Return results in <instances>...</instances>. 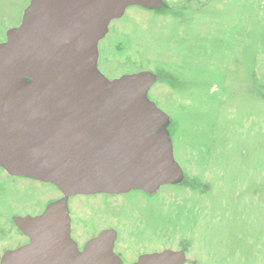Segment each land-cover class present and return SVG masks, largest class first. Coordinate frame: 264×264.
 I'll return each mask as SVG.
<instances>
[{"label":"rangeland","instance_id":"obj_1","mask_svg":"<svg viewBox=\"0 0 264 264\" xmlns=\"http://www.w3.org/2000/svg\"><path fill=\"white\" fill-rule=\"evenodd\" d=\"M29 3L0 0V43ZM98 52L108 79L156 75L148 98L169 118L183 180L150 195L70 197L72 238L80 245L114 230L122 264L135 262L141 248L181 250L185 264H264V0L132 6L110 22ZM3 174L0 255L26 243L10 204L23 197L21 213L36 216L61 197L54 185L28 178L9 186Z\"/></svg>","mask_w":264,"mask_h":264},{"label":"water","instance_id":"obj_2","mask_svg":"<svg viewBox=\"0 0 264 264\" xmlns=\"http://www.w3.org/2000/svg\"><path fill=\"white\" fill-rule=\"evenodd\" d=\"M162 0H30L21 23L0 43V168L49 183L62 197L40 215L15 216L28 242L0 264H122L116 233L105 229L82 251L70 236L72 196L153 194L176 185L169 118L149 98L148 71L110 80L98 44L129 7ZM181 250L144 254L133 264H185Z\"/></svg>","mask_w":264,"mask_h":264},{"label":"flooded vegetation","instance_id":"obj_3","mask_svg":"<svg viewBox=\"0 0 264 264\" xmlns=\"http://www.w3.org/2000/svg\"><path fill=\"white\" fill-rule=\"evenodd\" d=\"M164 3H165V6L164 7H162V8H167L168 7V3L170 2V0H162ZM143 9V8H142ZM159 9V8H158ZM147 10V9H146ZM5 41V40H4ZM3 41V42H4ZM99 57V56H98ZM98 63H99V59H98V62H97V66H98ZM99 71H101V69L99 68ZM102 72V71H101ZM142 72V71H141ZM149 72V71H148ZM152 73V72H151ZM102 74H104L105 75V73L104 72H102ZM106 76V75H105ZM156 76V75H155ZM107 77V76H106ZM119 77H121L120 75H118V76H116V77H113L112 79H110V80H113V79H116V78H119ZM156 81H157V77H156ZM156 83V82H155ZM154 83V84H155ZM153 84V85H154ZM152 85V86H153ZM151 86V87H152ZM2 171H3V177H4V180L6 181V184H9V186H11V179L13 178V177H20V176H11V175H9L8 173H6L5 171H4V169H2V168H0ZM10 178V179H9ZM23 178H25V177H23ZM135 191H137V190H135ZM57 192L61 195V197H62V193L57 189ZM139 192H141V193H143V194H146V195H150V194H147V193H145V192H143V191H139ZM129 193V192H128ZM125 194H127V193H125ZM125 194H116V195H108V196H111L110 197V199H115L116 197H122L123 195H125ZM97 195H107V194H97ZM92 196V195H91ZM60 197V198H61ZM13 207H15V210L17 211V213L13 216V217H11V222L14 224V222H13V218L15 217V216H21V217H23V216H26V214L24 215V213H21V211L24 209V207H25V205H24V200H23V197H22V199H21V202H20V205H15V206H13L12 204H10V208L12 209ZM20 210V211H19ZM42 213V212H41ZM37 215H40V213L39 214H37ZM15 226V225H14ZM16 227V226H15ZM72 220H71V231H72ZM17 228V227H16ZM18 229V228H17ZM19 230V229H18ZM105 230V229H104ZM71 231H70V236H71ZM103 231V230H102ZM101 232V231H100ZM99 232V233H100ZM116 233V239H115V242H114V245H115V243H116V240H117V232H115ZM22 234V233H21ZM23 235V234H22ZM23 236H25V235H23ZM73 236H71V238H72ZM25 238H26V243L28 242V238L25 236ZM91 239V238H90ZM72 240H74L76 243H77V245H78V250L79 251H82L83 250V247H84V245H85V243L88 241H85V243H81L80 245H79V243H78V241L75 239V238H72ZM25 243V244H26ZM7 250H9V249H6V250H4L2 253H1V255H0V258H1V256L3 255V253L5 252V251H7ZM11 250V249H10ZM150 253H154V252H147V251H145L143 248H141L140 249V251L137 253V259H136V261L138 260V258L140 257V256H142V255H144V254H150ZM117 254V253H116ZM120 258H121V261H122V257L119 255V254H117ZM135 261V262H136ZM135 262H133V263H135ZM133 263H131V264H133Z\"/></svg>","mask_w":264,"mask_h":264}]
</instances>
